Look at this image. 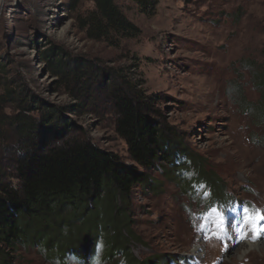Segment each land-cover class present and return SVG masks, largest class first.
<instances>
[{"label":"rangeland","instance_id":"rangeland-1","mask_svg":"<svg viewBox=\"0 0 264 264\" xmlns=\"http://www.w3.org/2000/svg\"><path fill=\"white\" fill-rule=\"evenodd\" d=\"M70 2L0 0V95L22 90L38 101L31 107L67 106L75 102L64 82L69 80L52 73L42 51L54 46L70 58L89 60L96 71L85 82L93 92L81 99L85 106L64 118L77 125L76 133L83 131L98 147L132 163L124 140L113 131L106 85L114 68L116 82L135 84L156 99L160 115L185 146L206 158L207 169L241 203L234 212L199 216L204 205L196 201L206 198L208 189L191 198L160 170H146L161 185L132 190L133 229L141 238L136 255L165 252L190 254L195 264H264V247L240 250L245 242L264 244V219H257L264 214V142L255 141L263 130L255 124V111L242 108H255L264 96L255 80L264 75V0H157L150 14L135 0H114L140 29L117 46L85 38L76 15L93 5L80 0L71 8ZM15 105L8 104L5 113H16ZM27 113L40 115L39 109ZM3 157L0 149V163H7ZM20 252L15 264H49L35 250Z\"/></svg>","mask_w":264,"mask_h":264},{"label":"trees","instance_id":"trees-1","mask_svg":"<svg viewBox=\"0 0 264 264\" xmlns=\"http://www.w3.org/2000/svg\"><path fill=\"white\" fill-rule=\"evenodd\" d=\"M87 1L92 9L76 15L85 38L117 46L121 39L140 34L114 0ZM79 2L71 0V8ZM135 2L146 14L157 4V0ZM42 53L52 73L59 80H69L64 82L68 93L75 94V102L31 107L38 101L30 93L23 96L22 90L7 89L0 95V141L7 142L0 146L7 162L0 163V264H15L21 250L37 251L49 264H195L190 254L136 255L134 248L141 238L133 229L132 190L161 185L145 171L160 170L191 198L208 189L206 198H197L196 204L204 205L199 216L208 213L211 219L234 212L241 203L222 178L207 169L206 158L185 146L181 134L160 115L156 99L135 84L116 82L114 68L106 81L113 131L124 140L132 163L98 147L83 131L76 133L77 125L64 114L85 106L81 99L93 92L85 80L96 68L89 60L70 58L54 46ZM255 76L264 95V75ZM11 103H16V113L8 115L4 110ZM257 105L242 108L255 111V124L263 130L255 141L262 143L264 96ZM34 109H39V116L27 113Z\"/></svg>","mask_w":264,"mask_h":264},{"label":"bare ground","instance_id":"bare-ground-1","mask_svg":"<svg viewBox=\"0 0 264 264\" xmlns=\"http://www.w3.org/2000/svg\"><path fill=\"white\" fill-rule=\"evenodd\" d=\"M251 247H256V248H258V247H264V244L263 243H256V245L255 244H252V243H243L241 246H240V250L244 253V252H247L248 251V249L249 248H251ZM236 252H237V250H236ZM241 254V253H240Z\"/></svg>","mask_w":264,"mask_h":264},{"label":"snow or ice","instance_id":"snow-or-ice-1","mask_svg":"<svg viewBox=\"0 0 264 264\" xmlns=\"http://www.w3.org/2000/svg\"><path fill=\"white\" fill-rule=\"evenodd\" d=\"M213 211L215 212L216 210L214 209ZM257 219H264V214H261L260 216H258Z\"/></svg>","mask_w":264,"mask_h":264}]
</instances>
